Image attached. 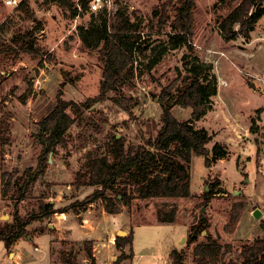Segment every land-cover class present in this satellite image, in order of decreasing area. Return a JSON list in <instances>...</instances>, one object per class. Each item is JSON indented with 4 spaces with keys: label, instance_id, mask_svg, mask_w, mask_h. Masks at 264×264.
<instances>
[{
    "label": "rangeland",
    "instance_id": "374dc122",
    "mask_svg": "<svg viewBox=\"0 0 264 264\" xmlns=\"http://www.w3.org/2000/svg\"><path fill=\"white\" fill-rule=\"evenodd\" d=\"M163 1L115 0V8L126 6L133 18L143 17L148 24L153 10ZM28 2L29 12L0 0V232L15 228V213L28 217L48 202L62 208L94 193L96 185H76L77 173L88 153L103 155L114 136L124 138L126 147L147 145L149 138H155L162 115L158 97L180 73L186 75L187 63L194 56L212 62L218 77L213 108L196 125L212 134L207 144L210 149L220 142L231 151L211 166H206L203 156L193 155L189 166L192 197L137 198L130 208L123 207L120 216L108 214L100 201L79 213L57 212L34 221L28 226L29 234L10 247L1 240L0 264H17L16 257L21 264H61L60 253L65 249L77 252L78 264H91L84 239L94 241L96 264H113L111 257L118 259L122 253L127 257L120 264H130V248L125 251L105 244L118 230L130 233L132 228V248L139 264H164L172 248L184 250V264H198L194 245L187 246V242L191 225L202 215L208 223L198 242H206L210 235L231 246L223 248L218 264L242 261L241 245L264 236V214L254 215L256 209L264 212V75L258 73L264 71V40L251 46L242 37L225 41L219 33L218 17L227 15L232 3L230 7H215L218 0H197L193 48L169 49L152 70L148 59L138 56L136 77L110 91L105 100L83 107L67 133L66 143L46 153L40 121L57 103L59 92L62 99L78 103L98 96L103 63L98 51L86 49L76 34L77 26L89 24L90 11L72 18L55 3ZM257 32L264 36V20ZM148 33L145 28L143 39L150 41L143 47H148L149 54L152 46L169 40L170 28ZM24 43L39 52L26 53ZM246 47V52L253 54H241ZM182 84L180 81L179 86ZM68 113L76 117L72 110ZM173 113L187 120L192 109L176 105ZM225 117H243L250 125L248 132L240 131L236 138L223 128ZM253 118L256 132L251 131ZM29 169L36 177L27 189ZM10 176L12 182L8 184ZM212 187L215 193L207 201L205 193ZM126 218L127 225L122 220ZM104 249L107 255L103 257Z\"/></svg>",
    "mask_w": 264,
    "mask_h": 264
},
{
    "label": "trees",
    "instance_id": "16d2710c",
    "mask_svg": "<svg viewBox=\"0 0 264 264\" xmlns=\"http://www.w3.org/2000/svg\"><path fill=\"white\" fill-rule=\"evenodd\" d=\"M47 4L55 3L69 16L76 18L78 9L73 0H43ZM230 3L228 0H218L217 5H231L225 16L218 17V28L221 37L229 42L242 37L251 38V32L257 22L264 16V0H239ZM85 11L87 0H83ZM19 9L30 11L28 0H23ZM28 9V10H27ZM197 0H164L153 10L149 23L140 16L132 17L128 7L121 6L114 14L106 11L92 13L88 25H79L76 34L83 46L89 50H97L99 59L103 63V79L101 93L93 99L83 103L74 100L62 99L59 92L58 101L47 116L39 123L40 137L44 152L55 150L58 145L67 141V133L71 126L80 117L83 107H91L96 101H103L110 91H116L126 82L136 77V61L142 55L148 59V68L152 70L162 60L169 49L183 46L193 48L196 34ZM148 28L149 35L162 33L170 28L169 40L151 47L146 53L143 39L144 29ZM26 53L39 52L30 43L22 45ZM1 52V51H0ZM212 62H206L198 56L187 63L186 75H179L168 86L163 87L159 102L162 107L161 125L155 138H149L147 145L126 147L125 139L113 137V143L107 151L88 153L86 162L77 173L76 185H96L98 189L81 201H76L62 208H55L51 202L37 213L24 217L15 213V228L11 232H0V241L7 247L29 234L28 226L34 221L50 218L57 212L73 210L79 213L89 204L100 201L110 215L122 213L123 207H131L137 198L147 199L160 197L189 198L192 197L190 164L194 154L205 158L206 166H211L216 160L226 158L229 150L220 142H216L212 149L207 144L212 135L204 127H198L196 122L202 120L213 108V97L218 94V77ZM182 81V86L179 82ZM191 108L192 116L187 120L178 119L174 113V106ZM72 110L76 117L68 113ZM255 118L252 119L251 131H257ZM46 164V161H45ZM45 167V165H43ZM88 176V177H87ZM36 174L28 170V182L25 188H30ZM12 182V176L8 184ZM216 186V184L212 185ZM215 192L213 187L205 193L209 201ZM24 194L21 199H24ZM207 217L202 215L191 225L187 246L194 245V253L198 264H218L224 247L217 238L207 236L206 242H198L199 236L207 228ZM49 230H53L49 227ZM134 229L127 236H116L115 243L118 249L123 250L130 245V254L133 253ZM86 258L91 264H96L93 239L82 241ZM242 261H231L229 264H264V236L253 243L243 244L240 247ZM127 256L122 255L113 264L120 262ZM170 261L166 264H184V250L172 248ZM61 264H78V255L74 249H65L60 253ZM60 264V263H53Z\"/></svg>",
    "mask_w": 264,
    "mask_h": 264
},
{
    "label": "crops",
    "instance_id": "0c3cea01",
    "mask_svg": "<svg viewBox=\"0 0 264 264\" xmlns=\"http://www.w3.org/2000/svg\"><path fill=\"white\" fill-rule=\"evenodd\" d=\"M264 20V16L257 22V24H256V26H255V29L251 32V38L248 40V42H246V44H248V46H251V45H254V44H259L262 40H264V36H260V35H258L259 33L257 32L256 33V31H257V29L259 28V25L261 24V22ZM253 34V35H252ZM254 34H256V35H254ZM249 50V47H246L245 48V51H243V52H241V54H246V53H248V52H246V51H248ZM251 51H252V49H251ZM248 54H253L252 52L251 53H248ZM243 65V64H242ZM243 66H245V65H243ZM246 68H247V64H246V66H245ZM253 69H255V68H253ZM260 75H264V71H261V72H258ZM222 123L223 124H225L224 126H223V128L225 129V130H227V132H230V133H234V135H235V137L236 138H238L237 136L240 134V131H242V132H244V131H246V132H248V128L250 127V125H249V123L247 124L246 122H245V120H244V118L243 117H225V120H223L222 121ZM241 126V127H240ZM230 131H229V130ZM209 130V129H208ZM212 135V134H211ZM231 135V134H230ZM224 145H226V144H224ZM227 146V145H226ZM227 148H228V150L229 151H231L230 149H229V147L227 146ZM220 160H222V159H220ZM123 213V212H122ZM122 213H120V214H118V216H120V215H122ZM263 214H264V212H262ZM110 219H111V217L112 216H108ZM113 218V217H112ZM118 218H120V217H118ZM123 220V223H125V225H127V222H128V220H127V218L126 219H122ZM126 232H127V234L125 235V236H127L129 233V231H127L126 230ZM117 234V233H116ZM183 238V237H182ZM181 238V239H182ZM115 239H116V235L115 234H113V237L111 238V242L109 243V244H105V245H108L110 248L111 247H113L114 245H116V243H115ZM130 248V245H127V246H125V248L123 249V250H125V251H127L128 249ZM104 254H103V257L104 256H106L107 255V251H106V249H104ZM131 252V251H130ZM130 252L128 253V254H130ZM10 254H12V253H10ZM18 254V256H20V253H17ZM94 256H95V259L96 258H98V255L97 254H95L94 253ZM112 258V261L114 260H116V259H114V258H116L115 256H113V257H111ZM129 258H132L131 259V263L130 264H139L138 262H139V257H137L136 256V254H134L132 257H129ZM15 261H16V263L17 264H21L18 260H17V257L15 258ZM170 261V258L168 259V262ZM168 262H166V263H168ZM166 263H164V264H166ZM1 264H5V262H3L2 261V263ZM12 264H14V263H12ZM122 264H124V263H122ZM125 264H127V263H125Z\"/></svg>",
    "mask_w": 264,
    "mask_h": 264
},
{
    "label": "built area",
    "instance_id": "2783aa9c",
    "mask_svg": "<svg viewBox=\"0 0 264 264\" xmlns=\"http://www.w3.org/2000/svg\"><path fill=\"white\" fill-rule=\"evenodd\" d=\"M3 4L11 7H18L23 0H2ZM75 8L78 9V16L85 11L83 6V0H73ZM115 0H87V11L91 13H99L106 11L109 15L114 14L117 11L115 8Z\"/></svg>",
    "mask_w": 264,
    "mask_h": 264
},
{
    "label": "water",
    "instance_id": "95a60500",
    "mask_svg": "<svg viewBox=\"0 0 264 264\" xmlns=\"http://www.w3.org/2000/svg\"><path fill=\"white\" fill-rule=\"evenodd\" d=\"M208 190V189H207ZM262 214V212H261V210L260 209H256L255 210V212H254V215L255 216H260ZM50 227H52L53 228V225H50ZM203 233H206L205 231H203ZM127 234V232L125 231V230H118L117 231V234H116V236H121V237H123V236H125ZM28 238H30V236L28 237Z\"/></svg>",
    "mask_w": 264,
    "mask_h": 264
},
{
    "label": "flooded vegetation",
    "instance_id": "af4514ba",
    "mask_svg": "<svg viewBox=\"0 0 264 264\" xmlns=\"http://www.w3.org/2000/svg\"><path fill=\"white\" fill-rule=\"evenodd\" d=\"M196 220H197V219H196ZM217 237H218V238H220V237H221V235L218 233V234H217Z\"/></svg>",
    "mask_w": 264,
    "mask_h": 264
},
{
    "label": "bare ground",
    "instance_id": "6f19581e",
    "mask_svg": "<svg viewBox=\"0 0 264 264\" xmlns=\"http://www.w3.org/2000/svg\"><path fill=\"white\" fill-rule=\"evenodd\" d=\"M222 83H224V82H222Z\"/></svg>",
    "mask_w": 264,
    "mask_h": 264
}]
</instances>
